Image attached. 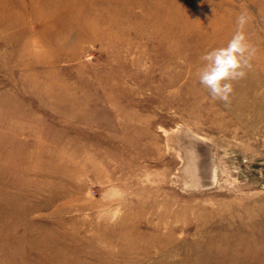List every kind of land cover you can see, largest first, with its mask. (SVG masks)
Instances as JSON below:
<instances>
[{
    "label": "rangeland",
    "instance_id": "374dc122",
    "mask_svg": "<svg viewBox=\"0 0 264 264\" xmlns=\"http://www.w3.org/2000/svg\"><path fill=\"white\" fill-rule=\"evenodd\" d=\"M0 264H264V0H0Z\"/></svg>",
    "mask_w": 264,
    "mask_h": 264
},
{
    "label": "clouds",
    "instance_id": "9594fccd",
    "mask_svg": "<svg viewBox=\"0 0 264 264\" xmlns=\"http://www.w3.org/2000/svg\"><path fill=\"white\" fill-rule=\"evenodd\" d=\"M247 22V16L241 13L237 18V31L226 46L206 51L200 58L202 64L197 71L198 80L213 99L227 102L233 92L232 81L242 78L245 69L251 67L250 59L256 49L243 31Z\"/></svg>",
    "mask_w": 264,
    "mask_h": 264
}]
</instances>
